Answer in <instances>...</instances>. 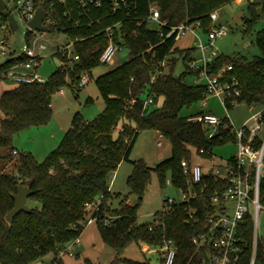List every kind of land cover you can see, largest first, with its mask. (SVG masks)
Listing matches in <instances>:
<instances>
[{
    "label": "trees",
    "instance_id": "trees-1",
    "mask_svg": "<svg viewBox=\"0 0 264 264\" xmlns=\"http://www.w3.org/2000/svg\"><path fill=\"white\" fill-rule=\"evenodd\" d=\"M232 0H134L131 15L127 8L113 12L110 4L103 2L101 7L93 8L91 15L99 18V23L91 26L66 27L62 24V5L58 6L55 17L61 22L69 37L82 38L75 43L80 60L72 67L56 68L45 82H18L0 94V148L8 151L0 154V264H31L37 258L52 252L51 264H64L61 251L67 244L78 238L86 225L88 210L85 204L95 201L100 195L104 198L95 211L102 239L115 251L114 264H150L126 259L120 253L132 242L149 246H159L164 239H172L176 246L173 264H206L208 249L200 244L199 235L208 230L209 216L216 212L212 201L215 189L226 187L225 179L215 180L203 173L195 182L183 173L181 160L192 164L193 150L199 155L212 159L214 148L225 143H235L236 135L227 117H222L217 126L195 121L189 117L202 114L183 115L184 107L202 100L206 93L205 83H191L187 76L198 73L189 69L188 62L195 56V47L178 48L175 39L161 42L160 28L148 19L149 5L158 7L160 18L175 25L183 21L200 22L204 33L210 23L209 13ZM76 0H67L68 6ZM250 5H259L264 10V0H250ZM49 11L48 7L42 5ZM3 19L7 18L0 11ZM254 16L245 21V31L251 27ZM119 22L116 30L119 43L127 49L129 58L120 65L108 70L95 79L105 107L93 120H86L76 112L70 127L57 147L50 150L45 159L38 161L30 152L19 151L12 145L13 134L27 126L47 122L51 116V97L60 88L69 86L79 89L78 78L83 72L100 63L99 56L106 41L103 33L96 31ZM256 43L260 54L249 59L243 55L226 56L218 54L210 66L213 70L223 65H231L226 76H234L239 81L240 95L237 102L264 104V29L258 31ZM23 55L13 54L0 64V79L15 63L24 60ZM166 60V72L155 82L150 81V73ZM178 61L184 70L175 74ZM69 78V81L66 80ZM152 97V102L143 107V101ZM162 100L159 108L151 105ZM227 108L233 105L227 103ZM264 119V108H262ZM118 128L117 135L114 134ZM155 129L170 141V154L149 166L143 161H132L133 170L128 175L130 192L142 198L151 170H156L159 180L165 183L164 171L170 170V182L174 186L187 188L190 184L197 196L188 203L172 205L167 212H157L154 222L139 224L137 205L127 201L126 196L114 194L118 201L115 209L110 207L113 196L110 181L118 164L128 160L139 131ZM213 131L209 136V132ZM260 142L256 137L255 145ZM203 149L199 153L198 149ZM16 149L18 153L14 154ZM234 157L230 155L227 162ZM9 164V168L5 169ZM25 184L31 191L27 200L40 203L29 206V211H19L12 221L5 218L14 206L12 194L17 186ZM260 197L264 200V180L260 183ZM195 209L192 218L188 211ZM106 213L115 218L103 222ZM151 227V229L149 228ZM237 235L241 236L242 253L240 264H247L252 250V217L247 214L240 222ZM162 264L161 257L157 256ZM255 264H264V236L256 241Z\"/></svg>",
    "mask_w": 264,
    "mask_h": 264
},
{
    "label": "built area",
    "instance_id": "built-area-1",
    "mask_svg": "<svg viewBox=\"0 0 264 264\" xmlns=\"http://www.w3.org/2000/svg\"><path fill=\"white\" fill-rule=\"evenodd\" d=\"M9 1H12L13 9L18 11L22 21L26 25V31L24 32L25 44L22 53L18 55L13 54L8 48L10 43L8 39L6 37L0 38V54L8 52L10 55L13 54L14 57L19 55L25 57L24 60L15 63L4 73L5 77L10 76L17 82L46 81L47 78L40 75L38 68L42 59L41 53L48 47L53 49V54L58 58L57 67L61 70L72 67L80 60V54L75 49V43L82 38H71L65 32L64 27H59L61 19L59 20L55 17V12L59 5H62V24L66 27L91 26L94 23H99L100 19L93 18L91 10L101 7L104 1L110 4V9L113 12L126 7V15L128 16L131 15V7L135 6L134 0H76L73 6H68L67 0ZM42 5L48 7L49 11ZM8 8L6 3V9ZM37 8H42L45 11L41 22L48 28L45 31L31 28L28 25V21L34 17ZM147 17L159 26L161 42H165L169 38L176 40L188 31L193 34L197 56L188 62V67L198 73V75L194 76L195 83L201 82L206 84L207 90L203 99L208 95L216 96L225 107H227V103L233 105L237 102V97L240 95L239 81L234 76H226L227 71L231 69V65H223L216 71L210 66L213 59L218 55L217 50L213 46L214 39L225 36L228 33L226 25L215 22L217 18L215 10L209 13L210 23L205 40L200 34V22L198 21L192 23L183 21L179 24L171 25L167 19L160 18L158 7L155 4L149 5ZM119 25V22L107 25L97 30L96 34H92L103 33L106 41L99 56L100 62H112L115 53L120 49H124L117 38L116 30L119 28ZM2 27L14 31L11 28L8 15ZM50 32H54L56 36H49ZM63 35L68 37V41L61 43L58 40ZM165 72L166 60L163 59L160 62V67L150 73V81L155 82ZM88 78L89 74L87 72L80 74L78 86L82 87L86 85L89 80ZM66 80L69 81V78L66 77ZM62 90L63 88L59 89V91ZM151 102L152 97L145 98L143 107H146ZM225 117L228 118V116ZM189 119L202 121L215 127L219 124L222 117H217L211 113H204L189 117ZM249 119H253L251 124H248ZM232 129L236 135V151L232 154L234 160L231 163H228L227 159L221 165L210 163L207 170L203 171L200 163L197 162L189 165L187 160H181L183 173L190 176L193 181H200L203 173H205L208 176H213L215 180L223 178L227 184L224 189H215L213 191L212 201L217 204L215 207L216 212L209 216L208 230L199 235L200 244L205 245L209 252L206 264H240L242 253L241 241L244 240L241 236L237 235V230L240 228V222L247 214L252 217L253 229L252 250L247 264H255L256 241L259 237L257 231L258 220L261 210H264V200L260 197V183L264 180V119H262V109L252 114L243 122L241 127L234 128L232 126ZM212 133L213 131H210L208 135L211 136ZM256 137L260 138V142L257 145L254 143ZM158 144H160V141ZM198 151L199 153L204 152L201 148ZM13 153L16 154L18 151L14 149ZM166 182L171 184L169 179ZM180 189L182 192L181 199L177 201L173 197H167L161 206L160 212L169 211L174 204L188 203L197 196L196 191L193 190L190 184H188L186 189L182 187ZM103 198L104 195H100L95 201L85 204V209L89 211L86 217V224L98 219V214L95 211L98 209V204ZM226 199L234 201L231 213L228 212L230 207L225 204ZM195 212V209L189 210V218H192ZM114 218L115 215L106 213L103 216V222L108 223ZM149 228L151 229V227ZM76 243H79V237L70 241L60 254H64L67 250L71 254V247ZM176 252V246L172 239H164L162 244L154 246L151 249L152 254L161 257L162 264H173Z\"/></svg>",
    "mask_w": 264,
    "mask_h": 264
},
{
    "label": "rangeland",
    "instance_id": "rangeland-1",
    "mask_svg": "<svg viewBox=\"0 0 264 264\" xmlns=\"http://www.w3.org/2000/svg\"><path fill=\"white\" fill-rule=\"evenodd\" d=\"M8 7L13 5L12 1L4 0ZM217 23L224 24L228 27V33L225 36L214 39L213 46L218 54L226 56L243 55L249 59L260 54V49L256 43L258 31L264 29V10L259 5L251 6L250 0H232L216 9ZM11 14L15 18L18 27L11 31L9 28L2 27L5 20L0 14V38L6 37L9 43V50L13 54L22 53L25 39L24 32L26 25L22 21L18 11L13 9ZM254 16L250 29L245 31V21H250ZM202 38H206V33L200 31ZM49 36L55 37L54 32H50ZM195 37L191 32H186L183 36L178 37L175 46L178 48H186L194 46ZM61 43L67 42L68 37L63 35L58 40ZM42 59L38 68L41 76L47 78L58 66V58L53 54V49L48 47L41 53ZM194 56H197L195 51ZM10 57L7 52L0 54V64ZM129 58L127 49L118 50L112 62H100L92 67L89 71L88 83L79 89H72L69 86L63 87L62 91H57L51 97L52 112L49 120L43 124L27 126L13 134L12 145L17 147L19 151L30 152L38 161L45 159L48 152L58 146L62 140L64 133L70 127L71 119L76 112H79L84 119L93 120L105 107L95 79L101 74L120 65ZM184 70V65L178 61L174 70L175 74H179ZM186 80L193 83L194 76H187ZM10 76L0 79V94L9 88L17 85ZM162 100L160 99L151 108H159ZM264 108V104H247L244 101L236 102L232 107H225L220 99L216 96L208 95L205 99L200 100L190 107H184L181 114L195 113H211L217 117L228 116L231 125L239 128L245 120L252 114ZM253 119L248 120L251 124ZM118 128L114 134L117 135ZM160 141V144L158 142ZM170 141L155 129H141L129 154L128 160H122L114 171L110 181V192L113 196L110 200V207L115 209L121 197L126 196L127 201L137 205V221L139 224L153 223L155 214L160 211L164 200L167 197H173L175 200L181 199V189L173 184H168L167 179L170 178V170L164 171L165 183L159 180L156 170H151L146 189L141 199L137 195L130 192L127 183L128 175L133 170V160L143 161L149 166H154L158 161L166 158L170 154ZM8 151L6 148H0V154ZM236 151L235 143H225L214 148L212 160L199 155L193 150L192 162L200 163L203 171H206L210 163L221 165L230 155ZM1 167V163H0ZM9 168V164L5 169ZM114 194L121 196L115 198ZM29 206H40V203L27 200ZM225 204L230 207L229 213L232 212L234 201L226 199ZM114 215L113 213H109ZM86 231L80 242L73 244L71 254L65 251L62 254L64 264H114V249L107 244L101 237L97 220L86 224ZM258 235L264 236V210H261L258 220ZM81 236V235H80ZM153 247L141 242L132 241L120 253L121 257L132 259L134 261L145 262L150 264H160L155 254L151 253ZM53 253L49 252L34 260L31 264H51ZM117 264H127L119 262Z\"/></svg>",
    "mask_w": 264,
    "mask_h": 264
},
{
    "label": "water",
    "instance_id": "water-1",
    "mask_svg": "<svg viewBox=\"0 0 264 264\" xmlns=\"http://www.w3.org/2000/svg\"><path fill=\"white\" fill-rule=\"evenodd\" d=\"M13 7H9L6 9V2L4 0H0V11L3 12L4 15H8V19L11 23V28L15 30L17 28V23L13 15L8 12L12 10ZM45 15V11L42 8H37L34 17L28 21V25L31 28L38 29V30H47V26L43 25L42 19ZM31 191L28 185L20 184L17 186V191L12 194L14 199V206L6 213L5 218L8 221H12L15 214L19 211H29V205L27 203V198L30 196Z\"/></svg>",
    "mask_w": 264,
    "mask_h": 264
},
{
    "label": "crops",
    "instance_id": "crops-1",
    "mask_svg": "<svg viewBox=\"0 0 264 264\" xmlns=\"http://www.w3.org/2000/svg\"><path fill=\"white\" fill-rule=\"evenodd\" d=\"M217 18H218V16H217ZM217 18H216V23H217ZM204 40L206 39V38H203ZM197 53V52H196ZM51 107H52V104H51ZM16 149H18L17 147H15ZM19 150V149H18ZM92 223V222H91ZM86 231V227H84V229H83V231L81 232V236H79V242H80V237H81V239L83 238V234H84V232Z\"/></svg>",
    "mask_w": 264,
    "mask_h": 264
}]
</instances>
